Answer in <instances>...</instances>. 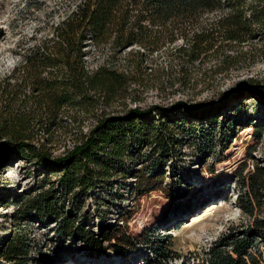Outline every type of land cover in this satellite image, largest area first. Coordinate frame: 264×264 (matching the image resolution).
<instances>
[{"label": "trees", "instance_id": "trees-1", "mask_svg": "<svg viewBox=\"0 0 264 264\" xmlns=\"http://www.w3.org/2000/svg\"><path fill=\"white\" fill-rule=\"evenodd\" d=\"M244 1L77 0L66 15L50 25L51 33L23 46L19 53L22 59L0 79V168L13 159L37 160L44 172H59V176L44 180L38 192L27 195L14 216H21L27 209L28 216L35 217L39 224L54 222L53 229L63 241L72 237L96 255L108 252L105 240L119 254H127L125 245L136 248L134 236L122 225L114 228L103 224L100 236L89 229L88 215L82 218L81 213L85 203L77 195L111 182L118 172L140 176L141 169L134 167L138 156L153 161L150 166L158 171L161 160L152 153L158 150L161 156L170 154L174 142H178L161 118L164 112L183 107L195 120L209 114L207 106L200 101L187 103L183 98L176 99L171 107L158 103L135 106L124 114L101 115L87 133L80 129V112L92 111L124 95L131 82L162 74L153 71L146 61L163 48L173 46L175 50L167 54L184 65L202 61V53L215 51L219 40L232 47L247 40L248 35L264 33V5L247 6ZM214 12L222 16L217 21L205 20V15ZM91 44L110 50L108 58L95 68L87 64L86 47ZM128 47L130 67H118L113 61ZM247 90L249 97L264 103V84L249 85ZM68 119L76 125V130L70 129L75 144L67 152L54 155L39 139L45 134L43 137L53 142L50 135L64 123L68 126ZM255 126L260 134L264 132V126ZM147 143H154L149 154L142 150ZM247 165L239 168L234 182L239 186L238 205L248 220L215 239L206 248L202 264H264V165L255 162L246 170ZM142 172L139 194L155 188L150 174ZM189 200H175L168 212L187 210L192 205ZM156 239L151 251L158 257L143 254V263L160 264L170 256V242L166 244L163 237ZM31 250L32 238L18 232L0 245V259L8 264H29L33 260Z\"/></svg>", "mask_w": 264, "mask_h": 264}, {"label": "rangeland", "instance_id": "rangeland-1", "mask_svg": "<svg viewBox=\"0 0 264 264\" xmlns=\"http://www.w3.org/2000/svg\"><path fill=\"white\" fill-rule=\"evenodd\" d=\"M76 1L0 0V79L10 74L22 59L19 54L22 47L51 33L50 25L66 15ZM244 2L247 6L264 5V1L258 0ZM221 16V12H214L204 18L217 21ZM226 43L219 40L214 46L217 52L202 53V61L184 65L167 54L175 50L173 46L163 48L154 59L146 61L153 71L162 74L154 73L144 81L131 82L124 95L99 104L92 111L80 112V129L87 133L101 115L124 114L135 106L158 103L171 107L179 98L187 103L204 102L207 106L209 114L195 120L183 107L164 112L161 118L178 142H174L170 154L161 156L158 150L152 153L160 157L158 171L151 168L153 161L138 156L140 160L134 167L137 171L141 169L140 176L118 172L111 182L102 183L86 195H77L85 203L81 213L82 218L88 215L89 229L100 236L103 224L114 228L122 225L124 231L135 237L136 248L125 245L127 254H119L105 240L108 252L96 255L82 242L75 243L72 237L63 241L53 229L54 222L39 224L35 217L28 216L27 209L21 216H14L27 195L38 192L44 180L59 176V172H44L39 161L26 159H13L0 168V245L20 232L32 238L33 260L29 264H148L143 263V254L153 256L154 240L163 237L166 244L170 242V256L160 264H202L206 248L215 239L233 225L248 220L238 205L239 186L234 182L239 168L245 163L246 170L252 169L255 162L264 165V132L260 134L255 126H264V103L249 97L247 90L249 85L264 84V33L248 35L247 40L232 47ZM86 48L89 68L97 67L110 54L107 47L91 44ZM130 49L118 53L114 64L129 68ZM75 126L64 123L50 135L53 142H48L45 134H41L39 142L44 141L54 155L63 154L75 144L70 134L76 130ZM153 146L154 143L144 144L142 150L149 154ZM171 163L176 172H172ZM142 171L150 174L155 188L139 194ZM173 186L177 189H172ZM188 199L192 205L187 210L168 212L175 200ZM0 264L8 262L0 259Z\"/></svg>", "mask_w": 264, "mask_h": 264}, {"label": "bare ground", "instance_id": "bare-ground-1", "mask_svg": "<svg viewBox=\"0 0 264 264\" xmlns=\"http://www.w3.org/2000/svg\"><path fill=\"white\" fill-rule=\"evenodd\" d=\"M196 220V219H195ZM55 225V224H54Z\"/></svg>", "mask_w": 264, "mask_h": 264}]
</instances>
